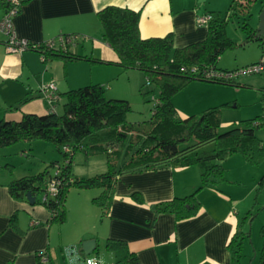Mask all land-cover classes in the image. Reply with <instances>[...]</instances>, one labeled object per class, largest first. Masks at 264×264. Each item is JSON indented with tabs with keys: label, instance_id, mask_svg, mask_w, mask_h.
Instances as JSON below:
<instances>
[{
	"label": "crops",
	"instance_id": "obj_1",
	"mask_svg": "<svg viewBox=\"0 0 264 264\" xmlns=\"http://www.w3.org/2000/svg\"><path fill=\"white\" fill-rule=\"evenodd\" d=\"M6 1L0 0V20L6 13ZM21 1L20 12L14 18V28L19 38L42 43L59 35H80L84 39L71 46L70 51L107 61H117L116 52L103 41V30L97 17L106 7L140 11L139 30L143 39L171 35L174 47L182 48L207 36V26H199L197 17L224 15L233 0ZM6 41V36L0 34V73L16 82L20 89L25 91L26 98L20 100L17 108L11 110L10 114L1 115L0 120L18 121L24 114H48L49 105L40 94L43 85L56 84L60 97L56 103L58 113V107L64 104L63 95L67 91L90 84L104 86L130 72L117 66L87 61L66 63L61 59H51L44 62L41 55L35 51L9 53ZM81 42L93 43L91 52L80 51ZM101 74L109 76L101 80L98 78ZM107 94L110 97L126 98L121 95L122 91L115 92L112 88H109ZM257 94L256 101L263 100V93ZM176 96L173 103L182 118L197 115L198 112L190 110L186 104L178 101ZM216 98L217 96L213 95L207 100L214 101ZM217 105L210 104L209 108ZM230 123L223 122L221 126L229 127ZM260 133H264V128ZM258 137L264 146V134ZM32 144V149L36 148L37 143ZM43 148L54 151L47 145ZM24 156H27V152H24ZM32 161H29L31 167L24 176L37 174L46 165L44 160L37 166ZM0 165L2 166V162ZM223 165L227 182L222 184L219 190L200 191V212L197 216L183 221H176L172 214L156 215L152 205L194 192L201 182L197 166L173 168L168 164L154 170L133 171L120 175L108 216L104 218L100 208L99 211L92 209L95 206L92 199L99 194L96 191L89 193L92 189L77 191L74 203L76 213L86 222L88 214L96 215L97 212L98 218L101 219L102 235L79 228L78 233L73 236L71 248L81 249L82 243L95 240L96 248L93 252L96 251L100 255L98 264H117L118 254L106 250V242L108 239H118L128 244L131 252L138 256L140 264H232L228 245L243 223L240 215L244 211L241 206L243 197L238 190L240 186H255L263 176V171L250 165L239 154L229 157ZM93 176L95 174L87 177ZM15 179H19L15 168L12 174L0 170V264H38L37 254L44 251L48 252L54 264H61L56 261V256L59 250L64 249L63 235L54 240L56 223L48 224L51 213L46 207L38 203L31 205L27 200H15L10 195L7 186ZM98 190L101 192V189ZM134 193L142 196L144 204L140 205L132 199ZM91 195L97 196L92 198ZM67 220L64 224H59L62 226L58 228L59 231L66 225ZM263 225L264 218L259 221L257 229ZM255 239L256 236H253L252 240L249 232L244 242L241 262L259 263L263 242L261 244L260 238ZM102 247L105 253H101ZM81 252L84 253L83 248Z\"/></svg>",
	"mask_w": 264,
	"mask_h": 264
},
{
	"label": "trees",
	"instance_id": "obj_2",
	"mask_svg": "<svg viewBox=\"0 0 264 264\" xmlns=\"http://www.w3.org/2000/svg\"><path fill=\"white\" fill-rule=\"evenodd\" d=\"M258 1L233 0L224 15H210L205 39L182 48L174 47L171 35L143 39L139 30L140 11L109 6L97 17L103 30V41L116 52L117 61L76 54L70 51L71 46L47 51L44 62L51 59H61L66 63L87 61L138 70L143 73L147 86L154 84L159 88V96L154 98L152 117L139 123L130 122L127 118L132 111L130 102L123 97H107L105 86L100 84L67 91L63 95L62 114L49 108V113L44 115L24 114L18 121L0 120V149L36 140L64 147L65 162L62 166L58 162L53 164L54 174H50L49 168H44L37 174L12 180L7 186L10 195L15 200L25 201L27 193L33 196L47 194L48 185L59 181L58 193L48 195L45 202L37 200V203L50 211L48 224H64L71 188L101 189L92 203L101 209L104 218L108 216L120 175L154 170L168 164L173 168L197 166L201 182L194 192L152 205L156 215L172 214L176 221L197 216L201 210L199 192L204 189L219 190L227 182L223 163L229 157L239 154L252 166H258L264 160V146L257 135V131L264 128V114L244 120L240 125L233 124L221 132L223 109L230 104L182 118L173 98L192 81L241 86L236 79L228 81L221 77L236 70L221 69L218 62L226 50L236 46L226 34V26L233 18L242 19L240 28L247 35L246 42L262 41L263 46L264 36L259 37L257 29L247 22L253 5ZM260 91L264 97V86ZM79 152L86 158L104 155L107 170L93 177L73 176L72 165ZM0 170L13 173L12 165H0ZM261 182L264 185V176ZM132 199L140 205L144 204L139 193H134ZM250 215L253 216L251 211L248 212ZM248 235L249 232L244 231L241 224L232 236L228 245L232 264H241ZM260 235L263 245L258 264H264V225ZM106 250L118 254L117 264H140L138 256L123 240L108 239ZM43 254L48 258L45 264H54L47 251L37 254L38 264H43Z\"/></svg>",
	"mask_w": 264,
	"mask_h": 264
},
{
	"label": "rangeland",
	"instance_id": "obj_3",
	"mask_svg": "<svg viewBox=\"0 0 264 264\" xmlns=\"http://www.w3.org/2000/svg\"><path fill=\"white\" fill-rule=\"evenodd\" d=\"M264 0L256 2L251 10V16L247 19L248 23L257 29L260 22V10L263 7ZM242 19L233 18L226 26L227 36L236 43V46L232 49L226 50L220 57L218 67L224 70H240L246 66L258 63L264 59V49L262 41L246 42L247 35L240 28ZM82 43V44H81ZM80 51L91 52L93 43L86 44L81 42ZM96 43V42H95ZM97 45V44H96ZM109 75L101 74L98 78L103 80ZM240 87L226 86L220 84H213L201 81L190 82L182 91H180L176 99L183 104H186L190 110H195L197 114H201L203 111L209 108L210 104H227L229 102L231 106L225 107L222 113V123L231 122L229 127L233 124L240 125L244 120L253 119L257 116L264 114V105L262 99L256 101V95L260 92L261 86H264V74H254L248 76H241L236 79ZM21 84V83H20ZM106 91L109 88L115 90V92L122 91V96L130 102L132 111L128 114V120L133 123H139L149 120L152 117V111L154 108V98L159 96V88L152 84L151 86L146 85V80L143 73L137 70H130L129 73H125L118 77L117 80L104 84ZM213 88H221L220 90H212ZM155 90V91H154ZM154 91V92H153ZM125 93V94H124ZM120 94V93H117ZM216 95L217 98L213 100H207L209 97ZM107 97L109 95L107 94ZM25 91L20 89V86L16 82H12L0 73V117L6 113H11V110L17 108L20 100L25 99ZM43 99V98H42ZM44 100V99H43ZM228 100V101H226ZM225 102V103H224ZM216 106V105H215ZM64 111V105L58 107V113L62 114ZM224 120V121H223ZM229 127L221 126V132L228 129ZM263 129V128H262ZM261 129L257 131V135L261 136L264 134L260 133ZM263 139V138H262ZM264 141V139H263ZM32 143L35 144L32 149ZM50 146L54 151H50V148H43L44 146ZM24 152H27V156H24ZM64 147H58L55 144L36 140L31 143L19 142L9 147L0 149V162L2 166L15 165L16 175L21 178L30 169L29 161L33 160L34 165H38L40 161L44 160L46 165L44 168H49L50 174L55 173V167L53 164L58 162L61 166L65 162ZM29 164V165H28ZM263 171L264 176V160L258 166ZM12 166V171L14 170ZM35 170V169H32ZM107 170V160L104 155H97L90 158H86L84 154L77 153L74 157L72 165V174L79 178L100 174ZM261 176V178L263 177ZM261 178L256 182V185L240 186L238 193L243 197L242 208L243 213L240 215L241 223L244 231L250 232L253 240V236L261 239L260 229H257L259 221L264 218V185L261 182ZM69 192L66 207H67V223L61 231L58 230L59 224L54 225V240H58L60 235L64 237V249L59 250L56 261L61 264H98V252L90 254H84L81 249L76 247L71 248L73 242V236L78 233V229L90 230L93 234L102 235V224L101 219L98 218V213L88 214L89 218L85 222L75 211V199L77 190L71 188ZM96 191L100 195L98 189L89 190V193ZM93 196L97 195H91ZM41 199V195H38V200ZM94 211H99V208L93 206ZM249 210L252 211L253 216H248ZM245 217H248L244 220ZM66 239V241H65ZM99 250V249H97ZM103 252V247L101 248ZM65 257V258H64ZM66 262V263H65ZM244 264H249L247 261H243ZM241 262V264H243Z\"/></svg>",
	"mask_w": 264,
	"mask_h": 264
},
{
	"label": "built area",
	"instance_id": "obj_4",
	"mask_svg": "<svg viewBox=\"0 0 264 264\" xmlns=\"http://www.w3.org/2000/svg\"><path fill=\"white\" fill-rule=\"evenodd\" d=\"M7 9L4 17L0 20V34H4L6 36L7 41L5 42L6 49L9 53H18L21 54L25 51H35L38 52L42 60L44 61V54L53 49L66 48L68 46H74L78 40H83L84 37L80 35H59L58 37L42 42V43H33L29 39L19 38L16 34L14 28V18L19 14L22 1L21 0H7ZM211 20L210 15L199 16L197 17V24L199 26H207L209 21ZM264 49V44H263ZM254 74H264V59L259 61L258 63L246 66L240 70H236L231 73L222 74L221 77L224 79L231 81L234 79H238L241 76H248ZM40 94L43 99L48 103L49 108L52 111L56 109V103L59 101V93L55 83H50L47 85H43L40 89ZM263 105H264V97H263ZM60 183L59 181H52L47 188V194H41V202L47 201V197L55 196L59 191ZM38 200V196H37ZM41 262L43 264L48 263V258L46 255L41 256Z\"/></svg>",
	"mask_w": 264,
	"mask_h": 264
},
{
	"label": "water",
	"instance_id": "obj_5",
	"mask_svg": "<svg viewBox=\"0 0 264 264\" xmlns=\"http://www.w3.org/2000/svg\"><path fill=\"white\" fill-rule=\"evenodd\" d=\"M257 35L259 37L264 36V5L260 10V22L257 28ZM26 199L31 205H35L37 203V196H33L31 193H27ZM95 248H96L95 240H88L83 243V251L85 254L92 253L95 250Z\"/></svg>",
	"mask_w": 264,
	"mask_h": 264
}]
</instances>
